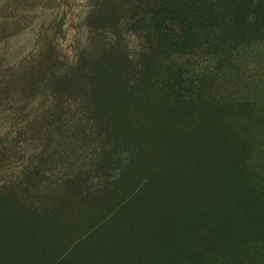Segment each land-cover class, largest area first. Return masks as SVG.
<instances>
[{"label":"rangeland","instance_id":"obj_1","mask_svg":"<svg viewBox=\"0 0 264 264\" xmlns=\"http://www.w3.org/2000/svg\"><path fill=\"white\" fill-rule=\"evenodd\" d=\"M160 1L0 0V264H264V35L194 0L177 100Z\"/></svg>","mask_w":264,"mask_h":264},{"label":"trees","instance_id":"obj_2","mask_svg":"<svg viewBox=\"0 0 264 264\" xmlns=\"http://www.w3.org/2000/svg\"><path fill=\"white\" fill-rule=\"evenodd\" d=\"M223 3L221 10H216L230 18L232 31L229 36L264 35V0H226ZM211 7L194 0H161L150 10L147 22L142 21L140 25V30L155 40L159 51L152 58L153 67L163 69L160 70L163 82L177 100L191 101L198 95V87L197 80L187 78V72L171 57L179 49L199 48L209 43L206 32L211 22H216V10Z\"/></svg>","mask_w":264,"mask_h":264}]
</instances>
